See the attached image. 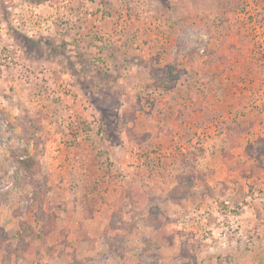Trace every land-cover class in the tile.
Returning a JSON list of instances; mask_svg holds the SVG:
<instances>
[{"label":"rangeland","instance_id":"rangeland-1","mask_svg":"<svg viewBox=\"0 0 264 264\" xmlns=\"http://www.w3.org/2000/svg\"><path fill=\"white\" fill-rule=\"evenodd\" d=\"M17 117L41 174L0 205L17 258L264 264V152L243 153L264 146V0H0V191L34 150Z\"/></svg>","mask_w":264,"mask_h":264},{"label":"trees","instance_id":"trees-1","mask_svg":"<svg viewBox=\"0 0 264 264\" xmlns=\"http://www.w3.org/2000/svg\"><path fill=\"white\" fill-rule=\"evenodd\" d=\"M203 52L207 54L208 60H206V62L208 64H213L219 61V59L221 58V55L214 54V53L211 54L205 48L203 49ZM205 94L206 93H204V95ZM31 122L32 121H29V120H26L25 122L21 118L17 117L14 120V123L12 124L13 127H19L21 129L22 135L23 137H25L27 144H31L33 141L32 145L34 147V150L33 152H29L28 150H26V148L11 149L10 151L11 156L8 159H10V161L16 167V170L13 174L14 182H13L12 187L7 188L5 191H0V205H8L11 199H14L17 202H20L25 197V194L22 191V188L19 186L27 185L29 183L34 184L36 186V184L38 183V179L41 177L40 170L37 169L39 162L36 159L37 129L33 128L34 125ZM229 136L231 135L229 134ZM231 140L234 141L233 139ZM231 145L233 146L234 142ZM262 151L264 152V146H254L251 143H246L245 150L243 153H245V156H247L248 159H253L254 163L257 162L258 164V161H256L253 156H256L257 158L260 157V154L262 153ZM258 152H259V155H258ZM257 164H254V166H256ZM259 164H262L264 166V159L262 161H259ZM179 183H183V180L182 181L180 180ZM131 198L134 199L133 196H131ZM119 212L120 211H118V213L111 214L112 218H111L110 225L113 226L114 228H116V226L114 225V221L117 220V218H120ZM150 216H151V219H148V221H150V222L147 221L148 224L156 226V230L158 231L159 225L154 220V217L152 215ZM130 227H131L130 224L120 223V229L122 230L123 233L129 232ZM118 236L115 238H118ZM24 243H25L24 240L16 242V244L20 246L22 250L24 248ZM5 246H6L7 253L4 256L3 262L7 264L10 262L12 253L18 248L11 246L10 242L5 243Z\"/></svg>","mask_w":264,"mask_h":264},{"label":"crops","instance_id":"crops-1","mask_svg":"<svg viewBox=\"0 0 264 264\" xmlns=\"http://www.w3.org/2000/svg\"><path fill=\"white\" fill-rule=\"evenodd\" d=\"M11 200H14V199H11ZM11 200H10V202H11ZM15 201V200H14ZM9 202V203H10ZM2 211V210H1ZM1 226V225H0ZM2 227H4V225H2ZM0 229H2L1 227H0ZM5 230V229H4ZM5 236H7V234H5ZM4 238H0V264H5L4 262H3V259H4V256H5V254L7 253L6 252V246H5V243H7V242H10V244H11V246H14V247H16V248H18V249H16L13 253H12V255H11V259H10V262L9 263H7V264H18V263H20V261H22L23 263H27V264H30L29 262L30 261H28L27 259H26V257L24 258L22 255H19V257L17 258L16 257V254H17V252H21L22 254H23V251H22V248L20 247V246H18L17 244H16V242L17 241H15L12 237H7L5 240H3ZM2 241H4V242H2ZM17 245V246H16ZM51 246V245H50ZM54 246V245H53ZM52 247V246H51ZM54 248V247H53ZM47 252H49V251H47ZM46 252V253H47ZM42 257V256H41ZM40 258V257H39Z\"/></svg>","mask_w":264,"mask_h":264}]
</instances>
